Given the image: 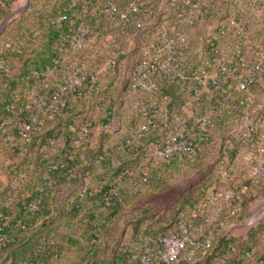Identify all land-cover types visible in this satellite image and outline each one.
I'll use <instances>...</instances> for the list:
<instances>
[{
	"label": "built area",
	"instance_id": "obj_1",
	"mask_svg": "<svg viewBox=\"0 0 264 264\" xmlns=\"http://www.w3.org/2000/svg\"><path fill=\"white\" fill-rule=\"evenodd\" d=\"M7 1L0 0V5ZM81 2L84 3L82 17L98 14L105 32L100 33L85 22L71 23L58 49L63 55L81 53L83 58L71 63L59 57L54 60V68L32 72L34 85L29 90L32 99L26 104L25 116L22 118L19 114L17 99L5 105L10 115L0 123V152L13 154L19 149L21 156H25L26 145L33 142L42 129L44 118H52L69 105L83 106L84 100L93 97L97 109L105 111L107 96L103 72L114 65L118 56H128L135 50L134 65L130 74L125 76L130 79V84L126 92L119 86L116 96L118 106L129 114L133 125L130 135L114 145V151L140 153L139 167L158 166L174 156L185 160L197 155L201 140L208 141L211 149H215L220 142L216 138L220 132L238 124L237 131L220 142L219 147L224 150L221 162L230 163L229 152L233 150L237 162L256 168V180L264 186V128L261 127L262 121L256 120L252 114L255 95L250 89L254 83L263 80L264 46L254 43L250 48H243L225 58L220 45L228 37L240 41L248 34H264V0H68L52 23L61 27L68 20V12L77 9ZM32 10V6H27V12ZM206 13L221 18V24L213 32H196ZM192 34H213L205 42L209 47L204 46L200 64L191 56ZM205 39L199 36V40L204 42ZM24 43L22 35L17 34L4 41L1 51L23 52ZM195 64L194 70L189 72ZM2 70H10V64L5 60H0ZM232 75L238 77L236 84L231 80ZM53 81H58L57 86H52ZM171 86H180L183 90V95L174 104L166 92ZM225 114L230 117L226 118ZM113 122L115 129L119 130L123 118L116 116ZM92 126L93 120L87 119L77 143L89 140ZM153 136L155 138L150 140ZM63 140L55 136L51 145ZM142 144L147 147L143 149ZM33 165L31 161L22 163L16 160L14 166H7L8 179L14 190L28 179L36 180L30 174ZM127 173L134 172L124 169L117 175L118 183L104 190L107 206L118 205L119 181ZM140 178L142 182L149 181L148 174H142ZM2 179L3 170L0 169V181ZM41 180L48 187L57 183L48 172L42 174ZM140 190L141 185L137 184L133 192L136 194ZM26 193L23 206L34 212L41 211V192ZM14 197L15 194H11L8 202L11 203ZM240 198V192L230 188L212 196L214 206L201 223L182 222L177 231L159 238L151 233L143 249L132 255L136 264L176 262L187 250L194 229L204 232L207 225L215 222L223 209L220 199L227 202L235 214L234 201ZM4 220L5 214L0 209V248L8 247L14 240L12 234L3 231ZM212 239V234L205 232L204 242L210 244ZM200 249L201 243H195L187 251L188 259L196 260ZM247 258L248 264H264V234L260 238V248L255 246L248 250Z\"/></svg>",
	"mask_w": 264,
	"mask_h": 264
},
{
	"label": "rangeland",
	"instance_id": "obj_2",
	"mask_svg": "<svg viewBox=\"0 0 264 264\" xmlns=\"http://www.w3.org/2000/svg\"><path fill=\"white\" fill-rule=\"evenodd\" d=\"M64 1L14 0L1 16L0 23L6 17L9 18L0 33L5 31V36L10 39L22 30H29L31 27L39 25L41 32H43L40 40L35 43L26 42L29 55L33 56L36 52L46 48L49 40L47 18L59 10ZM27 6H36L42 16L27 14ZM206 14L197 26L196 32L202 30L213 32L217 25L221 24V18L210 17V14ZM212 35L192 34L191 36V56L199 64L200 60H203L202 50L205 42ZM199 36L206 38L204 42L199 40ZM254 43L264 46V34H248L246 38L240 41L228 37L224 39L221 47L226 58L233 55L234 52L238 53L243 48H250ZM9 59L12 66L10 65V70L5 79H18L23 62L13 55H10ZM135 59L136 52L132 50L128 56L116 58L112 69L104 71L103 83L105 90L110 95L117 96L119 86H125L128 80V77L125 76L130 74ZM114 83L118 84L115 88L112 86ZM254 95L252 114L256 120L263 122L264 82ZM94 115L95 120H97L94 128L97 135L94 140L96 142L94 144L95 149L100 146L99 136L103 129L104 132L112 135L111 140L118 141L119 130L115 129L116 124L100 120L101 116L97 115L96 112ZM81 118L82 116L77 118L76 122H80ZM237 125L232 124L225 129V132H220L216 137L218 141L222 143L226 138L232 136L237 131ZM121 128L124 133L127 132L126 121L123 122ZM220 142L215 149L209 148L196 160L180 167L162 166V168L141 169L132 163L131 170L136 176L135 180L147 171L151 181L149 184L143 185L139 194H134L132 188L135 180L132 176L126 177L120 183L122 204L117 212L112 213L98 202V205L93 207L97 209L92 211L93 213H91L90 207L78 212L76 216H72L67 208L62 210L58 201L49 213L40 217L36 222L38 224L36 228L29 231L28 237H25L24 242L28 241L32 234L35 235L40 231V234L31 240L27 249L22 248L23 233L14 232L12 234L14 239L12 242L14 243L11 244L9 250L4 252L3 257L0 256V264H30L28 262L31 257L30 253L37 247L41 248L43 254L37 264H130L129 255L124 254L127 255L124 260L117 257H120L126 248L130 252V250L142 246L143 237L151 225L171 223L180 208L189 213L193 211L204 213L210 208L211 196L220 195L228 187H237L245 194L244 200L238 205L243 218H238V216L231 218L218 231L217 235H214V238L216 236L214 255L221 257L223 254L228 258L229 264H247L244 253L248 243L251 242L249 231L252 226H257L258 222L264 221V190L260 188L256 180L255 167L240 161L222 165L221 155L224 150L219 147ZM81 160L82 162L85 161L84 154ZM4 161L7 162V160ZM117 161L119 164L122 162L120 157ZM82 162L80 163L83 164ZM111 169L94 166V178L89 179V185L94 188L100 187L112 177ZM156 170L159 173L154 176ZM89 174L92 175V171ZM71 188H67V191ZM56 195L59 198L62 193ZM1 199L2 196L0 195ZM87 216L90 220L86 218ZM173 228L174 225L171 224L168 229ZM257 230L254 239L255 245L260 248V236L264 228L262 230L260 227ZM218 234H223L229 239L227 246L226 242L220 243V238H217ZM93 237H96L95 244L92 242ZM47 246H54L58 251L57 255H53L51 252L47 253ZM26 257H28L27 261L26 259L23 260ZM5 259L6 261H4ZM205 260L206 255L201 256V263Z\"/></svg>",
	"mask_w": 264,
	"mask_h": 264
},
{
	"label": "trees",
	"instance_id": "obj_3",
	"mask_svg": "<svg viewBox=\"0 0 264 264\" xmlns=\"http://www.w3.org/2000/svg\"><path fill=\"white\" fill-rule=\"evenodd\" d=\"M14 0H8L5 5H0V19L1 16L5 13L6 9L12 4ZM68 0H65L59 10L53 13L51 16L47 18V33L49 34V40L45 49L40 52H36L35 55H29L28 45L26 42L35 43L40 40L41 36H43V32H41V28L38 26H33L29 30H22L18 32V35H22L25 40V43L22 47L23 52L20 51H7L2 52L1 48L4 44V41L8 39L5 36V31L0 33V60L7 61L11 66L10 63V55L16 56L19 60L23 62V67L20 72V76L18 79H5L8 74V71L2 70L0 71V123L4 117H9V112L5 109V105L11 102L13 99H17L20 115L23 118L25 116L26 111V104H28L31 99L32 95L29 94V90L33 87V79H32V72L39 71L43 72L46 71L48 68H54V60L56 58L61 57L64 62H77L83 58V54L81 53H72L69 52L67 55H63L58 46L60 44L62 36L69 30L71 23L73 22L75 25L85 22L89 26L95 28L98 32L104 33L105 30L102 29L101 26V16L96 13H91L88 17L83 18L81 15V10L83 8L84 3L81 2L77 9L68 12V20L64 23L61 27H58L52 23V19L59 14V11L63 10L64 6L67 4ZM33 10L27 12V14H35L38 17H41V12L36 6H32ZM17 35V34H16ZM215 42L218 44L220 43L218 39H215ZM222 42L220 43V45ZM205 47H209L205 45ZM122 56H118L117 58H121ZM102 65V62L99 63ZM90 67H92L90 65ZM196 64L192 66L189 72H192ZM112 68H105L104 71L109 70ZM104 75V72H103ZM231 80L233 84H236L238 77L236 75L231 76ZM264 82V74L263 80L261 82L254 83L250 89L253 93L258 91L262 87V83ZM58 81H53L52 86H57ZM130 84V79L127 80V83L122 88V90H127V87ZM166 92L171 96V104L178 102V99L181 98L183 95V90L180 86H171L169 89H166ZM106 94V102H105V111H99L96 107V104L93 101V97L86 99L83 101V106L79 104L69 105L68 107L64 108L63 110L57 112L52 118L45 117V123L42 126V129L39 131L38 135L34 139L33 142L27 144V154L25 156H21L20 150H16L13 154H4L0 152V169L3 170V179L0 181V195L2 199L0 200V209L5 214V220L3 225V231L13 234L14 232L23 233L22 241V248L27 249L31 240L37 237L40 234V231L32 234L31 238L24 242L28 237L29 231L33 228L35 229L38 224L36 222L40 219L41 216L49 213L54 205H57L59 201L62 210L68 209V212L72 216H76L78 212H82L85 208L88 209L91 207L92 211L97 210L93 208L97 206L98 202L102 204L105 208L109 209L112 213L117 212L119 207L122 204V190H119V197H118V205L107 206L105 204L103 198V192L107 188L111 187L114 184H117V175L123 171L124 169L131 170L132 163L136 165L138 168L145 169L150 167H180L186 163H191L192 161L196 160L197 157L204 154L211 148V144L206 140L200 141V146L198 148L197 155L188 156L185 160H180L178 157L174 156L170 160L162 161L158 166H147L139 167V160L141 158V154L137 152H116L114 151L113 147L116 143L123 141L127 136L130 135L131 128L133 125V121L129 119V114L123 109L118 106L116 96L105 90ZM24 102V106L21 107V103ZM100 115V120L105 122H113L116 116H120L123 118V122L126 121V128L127 132H123L122 128L119 129V140H111L113 137L108 132H104L99 136L100 146L95 149L94 144L96 143L94 140L97 138L95 134V127L96 121L94 118V114ZM80 119V122H76L77 118ZM225 117H230V114H225ZM87 119L93 120V126L90 133V137L88 141H83L81 143H77L80 139V132L83 126L86 123ZM192 120H195V117H192ZM262 128H264V120L262 122ZM62 137L64 138L63 141L55 144V146L51 145L52 139L55 137ZM155 136L151 137L150 140H153ZM108 143V144H106ZM143 149L147 147V144H142ZM51 147V148H50ZM231 162L227 164L237 163L236 161V153L233 150H230ZM84 154V162H82V156ZM72 157V158H71ZM121 158L122 162L119 164L118 158ZM4 160H7L5 163ZM16 160L22 163H27L29 161L33 162V167L31 168L30 174L32 177H36V180L30 181L29 179L25 181L18 189L14 190L12 187V183L8 179L9 170L7 166H14L16 164ZM132 161V162H131ZM82 162L83 164H81ZM222 165H226L225 162H221ZM93 164V165H92ZM57 166V167H55ZM100 166L103 168H112L111 175L112 177L103 183L100 187L94 188L93 186L89 185V179H93V167ZM90 169V170H89ZM89 171V172H88ZM92 171V175L89 173ZM132 171V170H131ZM45 172L51 173L54 178L57 180V183L53 187L46 186L42 180L41 176ZM159 171H154V176L158 174ZM107 174V172H105ZM147 174V171L144 172ZM132 176L135 180V174H126L123 178L119 181V183L123 182V180L128 177ZM101 181V180H99ZM149 181L151 178L149 176ZM148 182H142L141 178L135 180L133 183L132 192L134 187L137 184L141 185V190L143 185L149 184ZM89 185V186H88ZM68 186H72L70 190L67 191ZM260 188L264 190V186L259 184ZM234 188L238 190L241 194V198L234 201V205L237 207V211L235 214L232 213V207H230L227 202L220 199L222 203L223 209L219 212L215 222L212 224L207 225L206 231L202 232L198 229H194L192 240L187 247V250L179 256L176 262L170 264H203L211 263L213 261H220L221 264H229L228 258L221 254V257L215 256L214 251L216 249V236L214 235L218 233V231L225 225L231 218H243L242 214H240V208L238 205L244 200L245 194L237 187H228L226 190ZM60 189V190H59ZM224 190L223 192H225ZM2 191V192H1ZM35 192L40 191L43 196V207L42 210L39 212H34L30 209H27L23 206V202L27 198L26 192ZM58 191V192H57ZM139 192V193H140ZM222 192V193H223ZM57 193H62L61 197H57ZM134 193V192H133ZM136 193V194H139ZM220 193V194H222ZM11 194H15V197L11 203L8 202V197ZM135 194V193H134ZM55 202V204H54ZM210 208L207 209L204 213L199 212H187L184 209H179L177 211L176 217L173 221L169 224L165 222L163 225H151L149 230L146 232V235L143 237L142 246L139 248H135L130 250H124L121 256L117 257L121 260H124L127 255H129V263L136 264L135 260L133 259L132 255L134 252L140 251L143 247L148 243V236L153 233L157 238L171 234L179 229V225L182 222L192 223L196 225L201 223L204 220L205 215L212 210L214 206V202L212 200V196L210 198ZM90 220V218L87 216ZM174 225L173 229H168L170 225ZM264 228V221H260L257 223V226H252L249 231V237L251 238V242L248 243L246 247V251L244 253L246 263L248 264L247 258V251L255 247V235L258 232V228ZM206 233H211L213 239L210 244L204 242V235ZM264 234V231L262 232ZM261 234V235H262ZM220 235V236H219ZM220 238L219 241L226 242V246L228 245V238L223 234H218L217 238ZM261 238V236H260ZM218 240V239H217ZM92 242L96 243V237H93ZM14 243V242H13ZM201 243V249L198 251L197 259L194 261H190L187 256V251L195 244ZM12 244V243H11ZM11 244L8 247L0 248V256L4 254L5 251L9 250ZM41 248L37 247L30 253V258L28 257L23 258L30 260V264H37L43 255L41 252ZM213 253L211 254V252ZM46 252H51L53 255H57L58 251L54 246H47ZM224 253V251H223ZM124 254H127L126 256ZM206 255V260L201 263L200 258L201 256ZM3 257V256H2ZM6 261V259L4 260ZM240 261V260H239Z\"/></svg>",
	"mask_w": 264,
	"mask_h": 264
},
{
	"label": "water",
	"instance_id": "obj_4",
	"mask_svg": "<svg viewBox=\"0 0 264 264\" xmlns=\"http://www.w3.org/2000/svg\"><path fill=\"white\" fill-rule=\"evenodd\" d=\"M9 17H6L1 23H0V31L2 30L3 26L5 25V23L7 22Z\"/></svg>",
	"mask_w": 264,
	"mask_h": 264
},
{
	"label": "crops",
	"instance_id": "obj_5",
	"mask_svg": "<svg viewBox=\"0 0 264 264\" xmlns=\"http://www.w3.org/2000/svg\"><path fill=\"white\" fill-rule=\"evenodd\" d=\"M221 46H222V45H221ZM69 187H72V186H68V188H69Z\"/></svg>",
	"mask_w": 264,
	"mask_h": 264
}]
</instances>
